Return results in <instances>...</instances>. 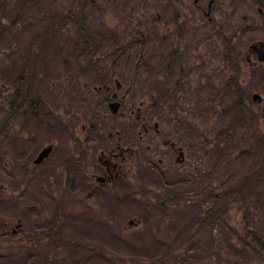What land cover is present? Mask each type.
I'll use <instances>...</instances> for the list:
<instances>
[{"label":"rangeland","instance_id":"obj_1","mask_svg":"<svg viewBox=\"0 0 264 264\" xmlns=\"http://www.w3.org/2000/svg\"><path fill=\"white\" fill-rule=\"evenodd\" d=\"M202 3L0 0V92L28 79L14 112L0 98V264H264V74L244 57L256 12L214 0L205 16ZM104 72L134 115L162 120L189 164L160 166L171 152L145 136L155 146L135 155L124 210L109 194L94 212L62 213L74 126L97 152L116 130L139 148L137 127L100 121L108 111L92 91ZM49 143L48 162L32 166Z\"/></svg>","mask_w":264,"mask_h":264},{"label":"flooded vegetation","instance_id":"obj_2","mask_svg":"<svg viewBox=\"0 0 264 264\" xmlns=\"http://www.w3.org/2000/svg\"><path fill=\"white\" fill-rule=\"evenodd\" d=\"M191 2L194 7H199V0H190V3ZM212 3L213 0H206L207 8H209ZM249 5L252 8H255L256 12L253 17L249 18L250 26L253 29L255 26H257V28L260 30V34L258 36H253L252 41L249 42L251 46L248 48L247 52L244 53V57L247 61L246 67L259 70L262 74H264V0H249ZM201 8L204 14H209L208 11H204V3H202ZM116 88L110 87L109 85H98L92 91V97L94 98L95 102H99L100 104L105 103L106 109L108 111L106 115L101 117L100 121L101 123L108 122L111 127L121 123L123 128L126 130L129 129L130 124H132V127H136V125L139 123V125L142 127V130L136 131L139 148L130 147L127 141L124 140L123 132H121V130H116V142L109 149H100V152H97L93 146V137L84 140L83 143L81 141L82 137H80V131L74 126L73 134L71 135L70 140L77 149L68 160V162H70V164H68V173L66 172V165H64L65 169L63 168L61 172H58L60 173L58 179L62 178V182L60 183L61 196L59 203L61 205L62 213L65 211V208L67 209L70 206L74 207V205L75 209L78 211H82L79 209L80 207L87 208L85 209L86 211L94 212L97 204L100 205L102 201L100 200V197L109 198V194L112 195V199H114L110 201L113 203L111 209L115 210L114 205L116 204L118 205L119 210H124V206L128 205V202H130V196L127 194L126 185L130 184L129 174L130 170L134 166L133 162L135 160V155L139 154L140 156L143 151L150 153L151 149L155 146V144L151 143L147 144L146 147L143 146L142 140L145 138V136H158L161 143L166 145V151L171 152V158L168 161L166 159H158L160 166H164L166 162V168L169 166L175 168L179 164H189L186 163L189 161V159L187 155L184 154L182 147L179 144H176L174 140L165 139V136L161 130L162 120H160V122L155 121V123L152 125L151 120L143 121V119L140 117H133V110L130 108L126 100L121 97L120 89L118 88L117 83ZM114 89H116V91ZM260 91L261 90H258V87H256L252 91V95L253 93L260 94ZM12 92L13 90L10 89L1 91L0 98L2 96H8ZM113 101H116L117 103L116 113L112 111L115 109V107H110V103ZM262 102L263 97L261 96L260 99L254 103L256 106H258ZM262 108H264V105ZM47 146L49 148V154L42 161L45 163L48 162L47 160L54 153V144L49 143ZM55 173L56 172H53L52 170L49 171V174L53 175ZM30 185L31 184H29V186ZM0 187L2 190L3 184H0ZM72 193L75 195L74 204ZM29 194L30 192H27V197ZM84 205L86 206L84 207ZM62 216L65 215L62 214ZM50 231L51 230L49 229L48 232ZM12 232H16V229H14Z\"/></svg>","mask_w":264,"mask_h":264},{"label":"trees","instance_id":"obj_3","mask_svg":"<svg viewBox=\"0 0 264 264\" xmlns=\"http://www.w3.org/2000/svg\"><path fill=\"white\" fill-rule=\"evenodd\" d=\"M135 35H138V33L137 34H135ZM140 36H138V37H136L135 36V38H139ZM106 75V74H105ZM48 235H52V232H48ZM252 237H253V239H255L258 243H260L259 242V239L258 238H256V236L255 235H252Z\"/></svg>","mask_w":264,"mask_h":264},{"label":"water","instance_id":"obj_4","mask_svg":"<svg viewBox=\"0 0 264 264\" xmlns=\"http://www.w3.org/2000/svg\"><path fill=\"white\" fill-rule=\"evenodd\" d=\"M254 97H256V96H254ZM41 158H42V156L39 159H41Z\"/></svg>","mask_w":264,"mask_h":264}]
</instances>
